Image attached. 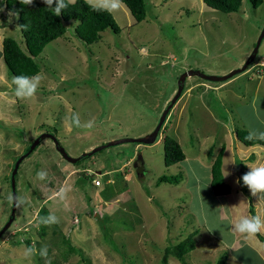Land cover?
Wrapping results in <instances>:
<instances>
[{
    "label": "rangeland",
    "instance_id": "1",
    "mask_svg": "<svg viewBox=\"0 0 264 264\" xmlns=\"http://www.w3.org/2000/svg\"><path fill=\"white\" fill-rule=\"evenodd\" d=\"M145 2L143 22L128 24L124 13H112L120 33L105 31L92 45L78 40L76 23L69 22L65 38L47 45L37 58L41 83L27 101L14 96L2 54L5 36L23 37L16 17L0 7V23L7 22L0 29V230L11 215L8 197L16 161L45 132L54 134L72 157L111 141L146 136L176 94L181 75L194 70L223 76L242 68L264 29V3L254 9L243 0L238 13L224 14L202 0ZM262 64L264 40L249 73L223 89L204 92L195 87L200 78H189L155 144H123L71 164L52 140L43 141L18 171L17 195L24 202L0 240V264H162L169 241L177 244L195 232L196 248L186 264H216L224 254L227 264H234V256L235 264H264L250 246L237 253L231 248L232 225L220 208L235 192L230 171L224 175L232 193L215 196L210 187L211 164L223 143L239 165L238 151L247 147L237 131L250 127L257 135L264 133V82L254 96L245 84L254 76L264 78ZM77 114L81 128L73 122ZM92 121L93 127L85 128ZM166 137L180 143L184 162L165 165ZM137 161L144 162V175L137 174ZM40 171L43 180L37 177ZM98 172L102 175L92 178ZM164 175L182 179L177 186L157 185ZM96 178L102 182L98 188ZM61 192L63 198L54 197ZM233 206L241 213L248 208ZM52 215L59 223H40ZM63 236L82 254L68 257ZM28 238L36 250L30 257L25 255L29 247L15 246L17 239ZM44 248L46 257L40 255ZM167 264L184 263L171 258Z\"/></svg>",
    "mask_w": 264,
    "mask_h": 264
},
{
    "label": "trees",
    "instance_id": "2",
    "mask_svg": "<svg viewBox=\"0 0 264 264\" xmlns=\"http://www.w3.org/2000/svg\"><path fill=\"white\" fill-rule=\"evenodd\" d=\"M202 1L209 8L224 14L238 13L243 4V0ZM249 1L254 9H258L264 3V0ZM65 3L67 7L63 9L62 14L57 17L51 9L47 8L43 0H34V4L31 6L22 4L20 0H3L1 7H6L5 10L14 14L23 37V39H17L13 36H9L3 41V60L11 77L20 75L31 77L41 74L42 66L37 61V58L42 55L47 45L58 39L65 38L69 22L76 23L73 33L78 40L86 45L100 42L102 33L105 31H111L116 34L120 33L121 29L112 13L105 10H94L92 4L89 3L88 0H75L73 3L65 0ZM123 4L128 7L137 23H141L147 18L148 5L145 0H123ZM53 7H55V5H53ZM249 134L250 132L247 130H239L236 133L237 138L246 146H264V139H246ZM164 141L166 148L165 165L167 167H172L184 162L186 156L180 143L172 137H166ZM31 145L32 144H30V146ZM30 146L27 151L30 149ZM225 149V145H222L216 157L213 159L211 166L212 178L210 185L215 196H226L231 193V187L226 183L222 170ZM238 166L242 178V176L246 174L243 171L245 166L240 162ZM181 179V175H164L158 178L157 185L166 183L177 186L180 184ZM241 181L242 179H240V183L243 184V181ZM242 192L249 199L251 215H256L249 189L243 185ZM40 212L42 213V210ZM42 233L46 234L45 229H43ZM196 235L197 232L177 244L170 243L169 241L164 251L162 264H167L171 258L178 259L180 262L186 264L187 255L195 251L196 240L194 238ZM257 237L264 242V238L261 234H258ZM16 243L15 246L26 245L29 248L32 247L31 238L26 240L17 239ZM62 243L64 245L63 249L68 257L82 254L65 236H63ZM224 255L218 259L216 264H227L228 256L227 254ZM82 260H84V258Z\"/></svg>",
    "mask_w": 264,
    "mask_h": 264
},
{
    "label": "clouds",
    "instance_id": "3",
    "mask_svg": "<svg viewBox=\"0 0 264 264\" xmlns=\"http://www.w3.org/2000/svg\"><path fill=\"white\" fill-rule=\"evenodd\" d=\"M20 2L22 4L30 5V6L34 4V0H20ZM90 2H91V0H90ZM43 3H45L47 5V8L51 9L54 12L55 16H57V17L60 16L62 14V10L67 7L65 0H43ZM53 5H55V7H53ZM92 7L94 8V10H105V11H108L109 13H116L122 9L123 0H94V2H92ZM0 11H2V10H0ZM10 15H12V13H10ZM263 65L264 64H262V66ZM246 72L249 73L248 69L246 70ZM246 72H244V73H246ZM202 81H204V80H202ZM204 82L209 83L206 81H204ZM40 83H41V77L39 74H37L35 76H31V77L24 76V75L14 76L12 78V84L15 85L14 96L21 101L31 100L32 98H34L36 96L37 90L40 86ZM211 84H213V83H211ZM178 102H177V104H178ZM167 119H168V117H167ZM73 122L75 124V127L81 128L78 114L75 116ZM93 123H94L93 121L90 122L88 125L85 126V128H89V129L92 128ZM159 137H160V134H159ZM159 137H158V139H159ZM253 138L264 139V133H260L259 135L255 134V133H250L249 136L246 137V139H253ZM158 139H157V141H158ZM36 150H37V148L35 149V151ZM247 166L250 169V171L242 176L241 179L243 181V185L249 189V191L251 192L253 197H257L259 195V203L264 202V165H259V166L247 165ZM228 175H229V173H228ZM37 177L39 179L43 180L45 178V173L43 171H40L37 173ZM96 179H99V178H96ZM237 183L239 184L240 180H237ZM58 195H60L61 198H63L64 194H63V192H61ZM8 200L10 202H14L15 206L17 208H20L21 204L24 202V198L20 197V196L9 195ZM243 202L244 201H241V203H243ZM233 207H236V206H233ZM220 208H228V207L222 206ZM11 212H12V210H11ZM10 217H11V215H10ZM40 223H42L44 225H51L54 223H59V220L55 215H52L47 219H42L40 221ZM231 225H232L231 229H230L231 232L233 234H238L239 236L244 237V239H246V240L255 239L258 234L264 233V219H262L260 215H241L236 220L232 221ZM35 251L36 250L34 248H28L25 255L30 257ZM40 255L46 257V255H47L46 248L40 250ZM235 260H236V257L234 256L233 257L234 264H235ZM48 264H50V262H48Z\"/></svg>",
    "mask_w": 264,
    "mask_h": 264
},
{
    "label": "crops",
    "instance_id": "4",
    "mask_svg": "<svg viewBox=\"0 0 264 264\" xmlns=\"http://www.w3.org/2000/svg\"><path fill=\"white\" fill-rule=\"evenodd\" d=\"M68 1H70L71 3L75 2V0H68ZM88 2L92 4V2H94V0H91V2H90V0H88ZM2 3H3V0L0 1V7H1ZM119 12L120 13H124L125 19L128 21V24H132L134 22L135 19L132 16V14H131L130 10L128 9V7L125 4H123V7H122V9ZM17 24H18V22H17ZM6 26H7L6 20L3 23H0V29H4ZM11 36H13V35H11ZM6 37H8V36H5L2 40L4 41V39ZM3 41H2V46H3ZM241 64H243V60H242ZM227 72L228 71H223L222 73L225 74ZM238 77H235L234 79L230 80L228 83H225V84H222V85H218V86H214L212 84L210 86H208V85L205 84L204 81H201V82H198L195 85V87L196 88H205V89H207L206 91H204V89H201V91H204V92H208V89L211 90L212 92H215L217 90L223 89L228 84H231L232 82H235ZM254 78H257V80H258V81H256V83H254V81L252 80ZM252 79L248 80L245 84L250 86V87H248L247 90H249L250 92L252 91L253 92L252 96H254L255 94H257L259 92V89L262 86V82H264V78L262 76L259 77V75H258V76L252 77ZM248 130H249L250 133H253V131L251 130L250 127H249ZM239 144H241V143H239ZM223 145H225V147H226L225 153H224V158H223V167H222L223 176H224V179H225L226 182L229 181L228 178H226L225 175H224V173L227 172V169H228L230 171V177H232V179H233L232 185L234 187V191L235 192L234 193L231 192L232 195L229 196L230 199L228 198L230 200V204H228V206H230V208H222V213H223V217H225V219H227L228 221L230 220V222H232V221L236 220L241 215H248V214L251 215V213H250V202H249L248 197L242 192V187L240 186V183L239 184L237 183V180L241 179V171L239 169V166L237 165L236 157L233 156L230 148H228L225 143H223ZM246 147H247V149H246V151L244 153L241 152V151H238L240 153V158H241V162L243 163V165L244 166H245V164L252 165V166L264 165V146L256 145V146H253V147H249V146H246ZM256 153L258 154V158H257V160H254L253 157H254V155ZM260 155L262 157L259 158ZM134 157H135V155H134ZM212 163H213V161H212ZM211 166H212V164H211ZM247 168H248V166H247ZM88 171H90V170L88 169L87 172ZM243 171L245 173H247V172L250 171V169L248 168L246 170V167H245V169ZM108 173L112 174V172H108ZM110 178H112V176H110ZM211 178H212V176H211ZM210 187H211V185H210ZM250 195L252 197V203L254 205V209H255L256 215H260L261 218L264 219V205L262 206V205L258 204L259 203V195L257 197H253L251 192H250ZM58 196H59L58 194H55L54 197L57 198ZM241 201H244V202L241 203ZM235 203L245 204L246 206H248V208L246 206H244L247 209H244V212L241 213L242 211L239 212L238 209L236 211L235 208L233 207V204H235ZM262 203L263 202H261V204ZM228 206H224V207H228ZM231 212L233 214H231ZM261 235L264 238V233H261ZM237 236H238L237 234H233L234 240H233V244L231 245V248H234L233 253H237V252L243 250L245 247H249L250 246L257 252V254L262 259L264 258V242L261 241L260 238H258L256 236L255 239L246 240V239H244V237H237ZM227 260H228V257H227Z\"/></svg>",
    "mask_w": 264,
    "mask_h": 264
},
{
    "label": "water",
    "instance_id": "5",
    "mask_svg": "<svg viewBox=\"0 0 264 264\" xmlns=\"http://www.w3.org/2000/svg\"><path fill=\"white\" fill-rule=\"evenodd\" d=\"M264 40V29L257 41L256 47L251 55V57L248 59V61L245 62V64L243 65L242 68L236 69L232 72H230L229 74L223 75V76H212V75H206L203 74L199 71H188L185 72L183 75H181V77L178 80V90L176 92V94L174 95V97L172 98V100L169 102L168 106L166 107L165 111L163 112L156 128L153 130V132H151L150 134L143 136V137H138V138H125V139H120V140H115V141H111L109 143H107L106 145H103L101 147L96 148L95 150L85 153L80 157H72L70 156L67 151L65 150V148L61 145L60 141L58 140V138L51 133H45L42 136H40L38 139H36L34 141V143L31 145L30 149L27 151V153H25L24 155H22L17 161L16 164L14 166L12 175H11V189H12V195L13 196H18L17 195V175H18V171L20 169L21 164L35 151V149L46 139H50L52 140V142L54 143L57 152L62 156L63 159H65L67 162L71 163V164H77L78 162H80L82 159L93 155L94 153H97L98 151H101L103 149H107V148H111V147H115V146H119V145H123V144H129V143H133V144H145V145H150V144H154L158 137L159 134L162 130L163 125L165 124L167 117L169 116L171 110L176 106L177 102L181 99L184 89H185V85H186V81L188 78L191 77H198L206 82L209 83H224L232 78H234L235 76H238L244 72H246V70L248 69V67L251 65V63H253V61L256 59V57L258 56L259 53V49L262 45V42ZM140 157V156H139ZM135 167L137 169V174L138 175H144V162L143 161H137L135 163ZM96 175L101 176L102 172H98L96 174L92 175V178H94ZM17 207L15 206V203L13 202L12 205V212H11V217L8 220L7 224L3 227V229L0 230V240L1 238L5 235V233L7 232V230L11 227V225L13 224V222L16 219V213H17Z\"/></svg>",
    "mask_w": 264,
    "mask_h": 264
},
{
    "label": "built area",
    "instance_id": "6",
    "mask_svg": "<svg viewBox=\"0 0 264 264\" xmlns=\"http://www.w3.org/2000/svg\"><path fill=\"white\" fill-rule=\"evenodd\" d=\"M94 184H95L96 187H100L102 185V182L99 179H95L94 180Z\"/></svg>",
    "mask_w": 264,
    "mask_h": 264
},
{
    "label": "bare ground",
    "instance_id": "7",
    "mask_svg": "<svg viewBox=\"0 0 264 264\" xmlns=\"http://www.w3.org/2000/svg\"><path fill=\"white\" fill-rule=\"evenodd\" d=\"M78 34V33H77ZM252 52V51H251ZM205 86V85H204Z\"/></svg>",
    "mask_w": 264,
    "mask_h": 264
},
{
    "label": "flooded vegetation",
    "instance_id": "8",
    "mask_svg": "<svg viewBox=\"0 0 264 264\" xmlns=\"http://www.w3.org/2000/svg\"><path fill=\"white\" fill-rule=\"evenodd\" d=\"M145 174V173H144Z\"/></svg>",
    "mask_w": 264,
    "mask_h": 264
}]
</instances>
